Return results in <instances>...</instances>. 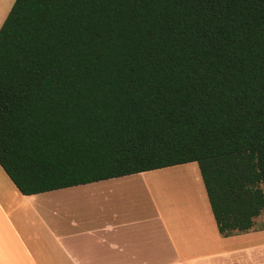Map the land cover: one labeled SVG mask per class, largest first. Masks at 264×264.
<instances>
[{"label": "trees", "instance_id": "16d2710c", "mask_svg": "<svg viewBox=\"0 0 264 264\" xmlns=\"http://www.w3.org/2000/svg\"><path fill=\"white\" fill-rule=\"evenodd\" d=\"M197 163L219 232L264 211V0H15L0 166L23 195Z\"/></svg>", "mask_w": 264, "mask_h": 264}, {"label": "crops", "instance_id": "0c3cea01", "mask_svg": "<svg viewBox=\"0 0 264 264\" xmlns=\"http://www.w3.org/2000/svg\"><path fill=\"white\" fill-rule=\"evenodd\" d=\"M0 264H264V222L222 235L197 163L30 196L0 166Z\"/></svg>", "mask_w": 264, "mask_h": 264}, {"label": "rangeland", "instance_id": "374dc122", "mask_svg": "<svg viewBox=\"0 0 264 264\" xmlns=\"http://www.w3.org/2000/svg\"><path fill=\"white\" fill-rule=\"evenodd\" d=\"M14 2H15V0H1L0 9L3 8V10H0V27L2 26V24H3L4 20L6 19L8 13L10 12ZM177 172L179 173V170L170 171V172H168L170 175L164 177L165 179H169L170 180V184L168 183L169 186L166 185L169 195L170 194L176 195V193L179 190H183V186H182L183 184L181 185V181H180L179 177L176 176ZM164 174H167V172L164 173ZM178 175H181V174H178ZM164 178H163V181L165 180ZM256 222H257L258 225L259 224L260 225L263 224V222H264V211L256 219Z\"/></svg>", "mask_w": 264, "mask_h": 264}, {"label": "bare ground", "instance_id": "6f19581e", "mask_svg": "<svg viewBox=\"0 0 264 264\" xmlns=\"http://www.w3.org/2000/svg\"><path fill=\"white\" fill-rule=\"evenodd\" d=\"M0 2H1V0H0ZM0 10H3V8L2 9H0ZM164 178V177H163ZM165 179V178H164ZM170 181V180H169ZM166 185H168L167 183H166ZM177 189V188H176ZM175 190V189H174Z\"/></svg>", "mask_w": 264, "mask_h": 264}]
</instances>
